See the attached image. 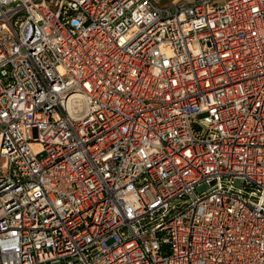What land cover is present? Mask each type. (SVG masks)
<instances>
[{
  "label": "built area",
  "instance_id": "obj_1",
  "mask_svg": "<svg viewBox=\"0 0 264 264\" xmlns=\"http://www.w3.org/2000/svg\"><path fill=\"white\" fill-rule=\"evenodd\" d=\"M0 264H264V0H0Z\"/></svg>",
  "mask_w": 264,
  "mask_h": 264
},
{
  "label": "crops",
  "instance_id": "obj_2",
  "mask_svg": "<svg viewBox=\"0 0 264 264\" xmlns=\"http://www.w3.org/2000/svg\"><path fill=\"white\" fill-rule=\"evenodd\" d=\"M159 5H166L171 3H180V2H192L194 0H155ZM217 3L222 4L223 0H216Z\"/></svg>",
  "mask_w": 264,
  "mask_h": 264
}]
</instances>
